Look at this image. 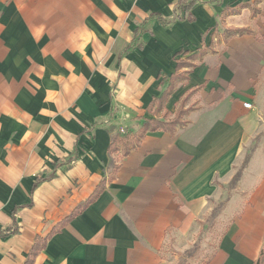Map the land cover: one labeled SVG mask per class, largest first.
I'll return each mask as SVG.
<instances>
[{"label":"crops","instance_id":"1","mask_svg":"<svg viewBox=\"0 0 264 264\" xmlns=\"http://www.w3.org/2000/svg\"><path fill=\"white\" fill-rule=\"evenodd\" d=\"M180 110L174 131L110 150ZM248 156L203 258L190 248ZM263 250L264 0H0V264H256Z\"/></svg>","mask_w":264,"mask_h":264},{"label":"trees","instance_id":"2","mask_svg":"<svg viewBox=\"0 0 264 264\" xmlns=\"http://www.w3.org/2000/svg\"><path fill=\"white\" fill-rule=\"evenodd\" d=\"M239 32H242L241 30ZM183 67V65L181 63H179L178 65V70L181 69ZM185 75L184 74H179L177 73L176 75L172 76L171 78V85L169 87V89L162 94V96H160L159 98L155 99L151 106L149 107L148 111L150 113H155L157 111H159L163 105L167 102V99L169 97V95L171 94V92L174 89L175 83L178 80L184 79ZM155 106L157 107V110L154 111ZM185 114V111L180 110L178 112V114H176L175 118L172 120H169L167 122H160V121H156V120H148L146 119L144 122V125L140 128V130L138 131V133L133 137H129V136H123V135H116L113 140H112V145L110 147V150L112 152L115 151L116 146L119 144H124L125 145V150H124V154H128V152L131 150V148H134L142 139V137L145 135L146 132L148 131H157V130H168V131H174L176 129L177 126L183 125L184 122L182 121V116ZM250 160V156H248L243 164V169L247 166V164L249 163ZM241 178V173H239L232 181V186L233 189L236 187L237 183L239 182ZM101 191V187L98 188V190L95 192L94 197L98 195V193ZM92 197L85 205L87 206V204L89 202H91L93 200ZM82 205L80 208L77 209V211H75L74 214H77L78 212H80L82 210V208L85 206ZM215 215V214H213ZM194 251H190L189 253H187V256L191 257L193 256ZM256 264H264V250L262 251V255L260 257V259L258 260V262Z\"/></svg>","mask_w":264,"mask_h":264},{"label":"rangeland","instance_id":"3","mask_svg":"<svg viewBox=\"0 0 264 264\" xmlns=\"http://www.w3.org/2000/svg\"><path fill=\"white\" fill-rule=\"evenodd\" d=\"M250 149H251V147H250ZM248 152H249V150H248ZM243 170L244 169H243V164H242L240 167H238L236 169V174L234 175V178L239 173H241V176H242ZM232 181L229 184L222 185V188H221L222 197H220L219 200L214 201L212 203V211H214V212H211L210 216L205 220V223L202 225V229H200L198 231V236L196 237L195 244L192 245L190 248V249H193V247L196 248L198 246L197 247L198 249H201V250L204 249V251L202 250L203 258L206 256L207 257L210 256V254L212 253V245H213V242L211 240L212 231H213L212 224L216 221L215 218L217 217V215H219L222 212V209L224 208L227 200L230 198L231 194L233 193ZM212 213L215 215H213ZM214 236H216V235H214ZM193 250L196 252L195 249H193ZM174 253H176V252H174Z\"/></svg>","mask_w":264,"mask_h":264},{"label":"built area","instance_id":"4","mask_svg":"<svg viewBox=\"0 0 264 264\" xmlns=\"http://www.w3.org/2000/svg\"><path fill=\"white\" fill-rule=\"evenodd\" d=\"M245 107H246L247 109H250V108H251V105H250V104H245Z\"/></svg>","mask_w":264,"mask_h":264}]
</instances>
